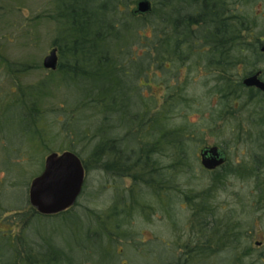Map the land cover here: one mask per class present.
Returning <instances> with one entry per match:
<instances>
[{
  "label": "trees",
  "instance_id": "1",
  "mask_svg": "<svg viewBox=\"0 0 264 264\" xmlns=\"http://www.w3.org/2000/svg\"><path fill=\"white\" fill-rule=\"evenodd\" d=\"M150 1L152 11L144 15L131 14L135 0H50L47 13L35 15L37 20L47 18L57 24L53 45L60 58L55 70L65 87V101L57 114L69 118L62 130L81 140L86 154L69 150L81 158L85 178L90 170L110 177L115 184L129 178L131 191L125 190L126 195L112 203L109 214H98L94 225L90 215H85L89 243L75 248L64 246L55 233L42 232L37 219H64L79 211L74 207L84 183L76 202L59 213L43 215L31 205L16 210L21 230L16 237L0 230V264H117L109 247L130 243V217H141L152 206L148 201H154L173 221L170 208L175 200L190 198L183 195L180 181L194 169L197 150L203 147L196 134L204 123L195 125L189 114L200 107L206 110V100L218 94L216 107L211 109L217 115L212 112L205 126L212 127L221 118L229 120L241 110L240 102L249 91L242 79L233 78L234 70L242 65L245 76L257 70L263 74L264 39L260 34L264 38V31L247 39L257 26L248 11L251 0ZM152 70L162 77L158 81L165 93L161 103L145 94L154 76H159ZM197 70L204 74L200 83L204 90L200 91L192 78ZM38 89L29 91L28 110L17 106L13 114L14 123L22 125L16 136L24 135L30 142L31 157L38 154L35 147L46 146L49 140L40 138L34 127L44 122L36 103L46 92ZM252 97L264 111L260 93ZM257 120L255 124L264 127V115ZM218 178L216 174L213 180ZM203 204H193L200 228L209 223L201 217ZM189 249L179 260L195 262L218 252L201 245ZM259 256L264 259V253Z\"/></svg>",
  "mask_w": 264,
  "mask_h": 264
},
{
  "label": "rangeland",
  "instance_id": "2",
  "mask_svg": "<svg viewBox=\"0 0 264 264\" xmlns=\"http://www.w3.org/2000/svg\"><path fill=\"white\" fill-rule=\"evenodd\" d=\"M51 7L50 0H0V13H4L3 16L0 14V230L13 237L18 236L22 226L20 221L15 220V211L29 208V184L42 171L46 155L70 148L82 151V141L77 140L73 134L66 135L62 130L69 118L57 114L65 101V87L56 70L46 69L42 64L44 56L54 47L57 24L47 18L37 20L35 15L47 13ZM248 11L257 23L255 30L250 33L252 36L247 37L251 41L253 35L264 31V0H251ZM260 35L264 39L263 33ZM57 54L59 60L58 49ZM260 66L264 69L262 63ZM202 71H195L192 77L198 91L204 90L200 84L204 77ZM234 71V79L245 77L242 65H238ZM155 74L160 73L154 71ZM263 76L264 72V79ZM161 78V75L156 78L154 76L156 80L148 84L145 90L146 95H153L160 103L165 95L163 86L158 83ZM34 88L46 92L41 101L36 103L39 107L38 115H43L44 122L41 121L34 127L40 138L47 137L49 140L45 143L46 146L43 144V147H35L33 150L38 154L31 157L30 142L24 135L16 136L22 130V125L14 123L13 114H16L14 107L17 106L25 112L28 110L26 107L31 103L29 91ZM250 94L251 91L245 93V98L240 102L241 110L236 112L234 108L236 113L229 120L218 119L212 127H206L205 122L210 120L212 112L214 114L211 109L216 107L218 94H213L206 100V110L200 107L198 112L189 114V121L195 125L204 123L199 127L202 131L199 132L198 129L196 134L197 138L202 139V146L216 144L226 151V166L219 170L205 171L200 166L198 149L194 169L180 181L183 195L187 193L190 198L175 200L170 208V219L173 217V221L169 220L163 207H159L154 201H148L152 206L144 210V214L151 215L149 220L144 214L141 217L136 216L137 214L130 217V243L123 245L118 242L109 247L118 259L117 264H166L177 261L185 256L190 247L199 245L205 237L210 238L211 228H200L193 216L197 208L193 204L199 201L204 203L201 217L210 221L209 223L237 222L235 229L240 232L238 241H241V245L234 249L224 248L216 256L199 257V260L191 263L202 264L205 261L204 264H264V259L259 256L264 253V162L250 175L240 177L234 172L238 165H253L254 153L264 156V145L255 144L250 140L251 135H248L264 128L255 124L257 120L254 118V110L262 108L258 101L249 97ZM263 97L261 101H264ZM6 136L10 137L7 141ZM82 153L85 156L86 153ZM215 172L219 175L217 180H213ZM85 179L83 191L74 207L79 211L64 219L43 216L37 219L42 232L55 233L57 240L67 245V248L89 243L85 233L88 224L85 215H90V224L94 225L99 219L98 214H109L112 203L122 195L125 196V190L131 191L129 178L115 184L110 177L103 178V174L90 170L89 177ZM197 192L200 193L199 197L193 200L191 197L197 195ZM247 232L248 236L244 237ZM257 242L262 244L257 245ZM105 248L107 249L106 242Z\"/></svg>",
  "mask_w": 264,
  "mask_h": 264
},
{
  "label": "water",
  "instance_id": "3",
  "mask_svg": "<svg viewBox=\"0 0 264 264\" xmlns=\"http://www.w3.org/2000/svg\"><path fill=\"white\" fill-rule=\"evenodd\" d=\"M152 11L150 0H135L130 12L144 15ZM264 52V43L261 45ZM43 67L55 70L58 65L57 48L53 47L44 56ZM242 85L264 91L260 71L245 76ZM200 164L214 169L226 160L225 151L219 145H206L199 150ZM85 168L81 158L71 150L50 152L44 159L42 171L33 177L28 188L29 204L40 214L51 215L71 207L82 191Z\"/></svg>",
  "mask_w": 264,
  "mask_h": 264
},
{
  "label": "flooded vegetation",
  "instance_id": "4",
  "mask_svg": "<svg viewBox=\"0 0 264 264\" xmlns=\"http://www.w3.org/2000/svg\"><path fill=\"white\" fill-rule=\"evenodd\" d=\"M257 71H260V70H257ZM257 71H255V72H257ZM255 72H253L251 74H254ZM251 74H249V75H251ZM246 76H248V75H246ZM260 78L264 81V79L262 78V72L261 71H260ZM248 89H249V91H251V94L249 96L250 98H251L252 94L256 95L257 91L260 93L261 97L264 96V91H260L254 87H249ZM252 98L254 99V97H252ZM263 99H264V97H263ZM261 111H262V109L254 110V112H255L254 114L257 116V117L254 116V118L256 120L261 118V114L264 115V111H262V112ZM248 135H251L250 140H252L255 144L264 145V143H263L264 142V132L257 131L255 134H249L248 133ZM225 154H226V160L223 164L217 166L214 169H206L202 166L203 169H206L207 171H214V170H219V169H222L223 167H225L226 162L228 160V155H227L226 151H225ZM253 160L255 162L253 165H251V166L245 165L243 167H239V165H238V167H236V169H234V172H236L240 177H243L245 174L250 175L256 169L260 168L261 163L264 162V156L257 154V153H254ZM203 225L205 226V228H207V227L211 228V231H210L211 236H210V238L209 237L203 238V241L200 242L199 245H201L202 249L205 250L207 248H213L214 250L220 251L224 248H227V249L233 248L234 249L235 247H239L241 245L240 244L241 241H238V237L240 235V232L235 229L237 226V222L235 220L231 221V222L219 221L218 223L212 221L211 223H208V224H205V222H204ZM244 235H245L244 237L248 236V232ZM259 244H262V243L257 242V245H259ZM204 262L205 261H202V264H204ZM228 263H231V262H228ZM121 264H126V263L122 262ZM166 264H193V263H191L189 261H184V260H177V261H169Z\"/></svg>",
  "mask_w": 264,
  "mask_h": 264
}]
</instances>
